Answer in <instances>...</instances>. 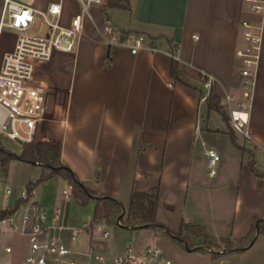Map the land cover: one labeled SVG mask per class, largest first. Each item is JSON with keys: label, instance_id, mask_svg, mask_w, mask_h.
Returning <instances> with one entry per match:
<instances>
[{"label": "crops", "instance_id": "1", "mask_svg": "<svg viewBox=\"0 0 264 264\" xmlns=\"http://www.w3.org/2000/svg\"><path fill=\"white\" fill-rule=\"evenodd\" d=\"M16 1L45 10L51 2L59 0H51L44 6L36 0ZM70 1L76 9L67 10L66 0H63L64 24L79 11L77 0ZM129 2L128 9L112 8L108 14L101 7H92V16L84 18L77 51L56 55L55 73L50 83L54 106L61 117L49 137L62 141V162L98 193L125 203V199L130 202L134 187L145 190L158 186L157 220L178 229L183 220L194 223V217L185 214V202L179 207L181 211H176L177 205L171 204L173 200L166 194L185 190L187 195L191 184L192 187L200 185L194 149L196 140L205 132L199 120L200 104L206 103L201 100L200 91L208 92L203 86V72L215 76L211 89L221 103L226 93L240 91L242 61L236 49L244 44L241 27L244 19L261 25L263 32L262 56L249 120L252 136L248 139L254 147L245 150L254 151L256 166L260 161L262 166L257 167L264 172V11L251 12L246 0ZM118 11L125 12L126 17L115 20L113 16ZM106 17L114 21L119 31L143 34L147 39L145 45L142 48L114 46L109 50L101 33ZM15 43L16 33L1 28L0 66L5 53L11 51ZM108 51L110 65L105 61ZM172 54L178 59L183 77L196 87L172 76ZM62 58H71L64 63L70 67L66 73L57 67ZM214 129L221 134L229 133L228 127L221 124H215ZM228 169L218 178L213 177L216 173L209 172L208 185H213L215 190L225 183L229 187L236 185L231 214V239L236 242L251 229L255 216L264 217V186L248 161L241 162L237 173L232 171L231 165ZM64 182L63 190L68 188L73 198L68 181L64 179ZM14 186L21 187L16 183ZM34 199L47 206L49 221L56 225L52 234L60 237L59 226L69 229L75 226L66 215L54 216V210L60 207L55 201L46 203L42 194ZM10 202L0 194V210ZM89 224L84 226L91 228ZM4 242L8 243L5 237ZM233 252L236 251L229 253ZM224 254L227 253H221Z\"/></svg>", "mask_w": 264, "mask_h": 264}, {"label": "built area", "instance_id": "2", "mask_svg": "<svg viewBox=\"0 0 264 264\" xmlns=\"http://www.w3.org/2000/svg\"><path fill=\"white\" fill-rule=\"evenodd\" d=\"M106 1L77 0L79 11L68 24L62 22L63 0L51 2L45 10L16 0L4 1L0 29L9 27L18 33L14 48L5 53L0 66V133L23 142L53 141L49 135L61 117L59 109L54 106L53 86L50 83L55 73V57L61 52L77 51L84 31V18L92 16V7L103 9ZM246 1L251 12L264 11V0ZM38 22L46 26L45 33H38ZM241 27L244 44L236 49V55L242 61L240 91L226 93L222 105L227 110L234 131L251 138L249 120L262 56L263 32L261 25L248 19L241 21ZM101 33L108 48H142L147 40L143 34L117 30L108 17L101 26ZM215 80L213 74L203 72V86L208 88V92L202 96V101L206 100ZM8 123L11 130L7 128ZM17 123L27 128V136L19 133ZM207 154L210 174L213 175L219 155L214 149H208ZM36 192L35 185L16 188L0 174V194L10 200L14 196L11 202L22 200L16 211L0 218V254L12 252V246L4 242L6 234L19 233L30 240V252L22 264H174L160 247L149 244L142 251H136L129 245L124 252L114 255L108 254L103 239H91L87 249L69 247L59 236L52 234L56 225L49 221L47 206L35 202ZM63 194L70 196L68 188L63 190ZM58 215L59 208H56L54 216ZM118 223L121 224V221ZM80 233V226L71 228L73 240ZM108 235L109 230L105 229L103 238ZM205 248L211 250L208 246Z\"/></svg>", "mask_w": 264, "mask_h": 264}, {"label": "rangeland", "instance_id": "3", "mask_svg": "<svg viewBox=\"0 0 264 264\" xmlns=\"http://www.w3.org/2000/svg\"><path fill=\"white\" fill-rule=\"evenodd\" d=\"M4 1L5 0H0V15L3 11ZM49 1L51 0H36V2H39L42 6L46 5ZM65 5L69 11L76 9V5L70 0H66ZM119 15H121V17H119ZM124 17H126V14L122 11L115 12L113 16L115 20ZM112 23L115 26L113 20ZM36 29L39 34L46 32V26L40 25L39 22L36 25ZM4 30L18 33L17 30L9 27H4ZM60 56L63 57V55ZM65 59L62 58L57 64V67H59L63 73H66L70 68L64 63L71 61V58ZM240 66H242V64ZM199 112V120L203 125L202 130L205 131L204 134L196 140L194 149V158L196 162L198 161V169L196 166V170L199 171L198 181L200 185L199 187H192L191 184L187 195L185 190L173 195L168 192L166 195L167 197L171 196L173 200V202L170 201L171 204L177 205L178 208L176 211L180 212L181 209H179V207L180 205L182 207V204L185 202V214L193 216L194 223L207 225L212 240L220 242V247H224L226 246V242H221V239L231 238L232 236V199L235 194L236 185L234 184L229 187L225 183L224 186L219 187V190H215L213 185H208L210 167L208 166L209 157L207 150L214 149L219 155V160L214 166L216 175L213 176L218 178L221 172H225V170L226 172L229 171L228 168L230 165L232 166V171L237 173L241 162L248 161L253 156L251 154L254 153V151H246L245 149L254 147V145L248 138H245L240 133L235 132L236 142L229 133H218L217 130L214 129L215 124H221L225 126L226 129L228 126L217 110H208L207 103L202 102L200 104ZM16 129L21 135L27 136V128L23 124L17 123ZM1 141L15 153H20L22 150V144L16 139L9 138L6 134L2 135ZM258 155H261L260 151ZM229 161L231 162L227 164ZM228 165L229 167H227ZM193 166L195 167V163H193ZM257 166L261 168L262 164L260 161H258ZM42 171L43 167L39 164L14 158L9 164L7 180L12 185L16 183L24 187L27 186L30 179H38ZM64 186V178L60 175H54L45 179L43 183L35 185L37 191L35 196L37 197L42 194V199L46 198V203L55 201L56 203L54 204L60 206V216L66 215L70 224L81 227L80 236L76 240L71 238V229L62 227L60 230V238L71 248L87 249L90 247L91 239L96 241L103 239L106 251L109 255L122 253L129 245L136 251H142L149 244L160 247L163 252L173 260L174 264H264V235L259 236L253 245L242 252L213 256V252H219L220 254L224 253V248L218 249L217 247L208 245L211 250H206L205 248V250L203 248L188 250L171 237L148 227L131 229L120 225L110 226L102 221L93 228H84V225L89 223L91 216H93L95 199L90 198L86 204H81L77 202L74 197L71 198L69 196L65 198L62 191ZM13 199L14 196L11 197V200ZM224 200H226V203H224ZM124 202L123 206L127 209L129 199H125ZM61 219V217L58 219V223H60ZM105 229L109 230V235L104 239L103 231ZM5 241L11 244L12 252L0 254V264H22L26 255L30 252L29 237L19 233H7Z\"/></svg>", "mask_w": 264, "mask_h": 264}, {"label": "trees", "instance_id": "4", "mask_svg": "<svg viewBox=\"0 0 264 264\" xmlns=\"http://www.w3.org/2000/svg\"><path fill=\"white\" fill-rule=\"evenodd\" d=\"M129 0H107L104 4V10L107 13L112 8L128 9ZM108 14V13H107ZM110 50V48H109ZM107 65L111 64L110 51L106 59ZM172 76L189 86L196 87L183 77L179 68V62L176 57L172 58ZM201 96L205 95L200 91ZM208 110H217L223 117L228 126V132L236 142L235 131L231 126L230 117L226 108L222 105L220 98L214 94L212 89L206 97ZM3 133H0V174L7 176L9 164L12 159L19 158L25 161L36 163L39 161L43 171L38 179L30 181L27 185H37L45 179L54 175H60L68 181L71 188V196L81 204H86L90 198L96 199L94 214L90 221L89 227L104 221L107 225L123 226L127 228L148 227L159 231L173 240H176L182 247L188 250L204 249L205 246L224 248V253L232 251L241 252L253 245L257 237L264 234V217L255 216L253 218L251 229L240 239L234 242L231 238H222L221 242H226V246L220 247V242L212 240L207 226L192 222L182 221L178 229H175L165 223L157 220V208L159 205V187H151L145 190L133 188L130 194L128 208L125 209L123 203L106 194L98 193L86 185L75 173V171L61 160L62 141L60 139L53 141H30L22 143L20 153L13 152L1 141ZM249 160L248 164L252 172L261 178L264 186V172L255 165V154ZM22 204V200L10 202L7 207L0 210V218L12 214ZM121 221V224L118 223ZM206 249V248H205ZM204 249V250H205ZM207 250V249H206ZM221 255L219 252H213V256Z\"/></svg>", "mask_w": 264, "mask_h": 264}, {"label": "water", "instance_id": "5", "mask_svg": "<svg viewBox=\"0 0 264 264\" xmlns=\"http://www.w3.org/2000/svg\"><path fill=\"white\" fill-rule=\"evenodd\" d=\"M8 130H11V126H10V123H8V126H7ZM17 141H19L21 144L23 143V140L19 139V138H16Z\"/></svg>", "mask_w": 264, "mask_h": 264}]
</instances>
